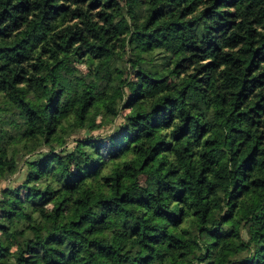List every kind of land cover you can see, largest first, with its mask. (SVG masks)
Wrapping results in <instances>:
<instances>
[{
    "label": "trees",
    "instance_id": "1",
    "mask_svg": "<svg viewBox=\"0 0 264 264\" xmlns=\"http://www.w3.org/2000/svg\"><path fill=\"white\" fill-rule=\"evenodd\" d=\"M3 181L0 264H264V0H0Z\"/></svg>",
    "mask_w": 264,
    "mask_h": 264
},
{
    "label": "rangeland",
    "instance_id": "2",
    "mask_svg": "<svg viewBox=\"0 0 264 264\" xmlns=\"http://www.w3.org/2000/svg\"><path fill=\"white\" fill-rule=\"evenodd\" d=\"M110 128H107V129H105V131L106 130H109ZM12 178H15V176H13ZM12 178H10V180L12 179ZM9 183V181H3V182H0V188H2L4 185L6 186L7 184Z\"/></svg>",
    "mask_w": 264,
    "mask_h": 264
}]
</instances>
